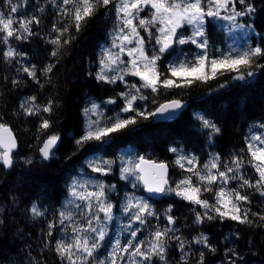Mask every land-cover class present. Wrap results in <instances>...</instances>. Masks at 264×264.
<instances>
[{
    "label": "snow or ice",
    "instance_id": "snow-or-ice-1",
    "mask_svg": "<svg viewBox=\"0 0 264 264\" xmlns=\"http://www.w3.org/2000/svg\"><path fill=\"white\" fill-rule=\"evenodd\" d=\"M113 2L114 0H51L60 20L52 24L51 32L44 38L45 43L52 46L49 56L56 58L61 48L75 40L72 35L73 28L79 33L100 9H107ZM26 3L27 0L25 5ZM0 6L8 8L7 12L0 11V46H3L0 47V56L7 63L18 62V57L26 59L27 54L19 52L12 41H27L36 35L33 25L39 26L41 17L38 14L19 15L22 5L13 3V0H0ZM147 9L151 10L150 14L142 15ZM42 11L43 7L38 9V12ZM255 11L251 0H115L118 25L111 46L101 52L100 71L96 79L108 83H116L119 80L134 92L119 93L124 104L120 112L112 117L99 113V106L94 103L90 108H85V115L91 113L97 116V119H89L85 131L75 140L76 146L84 147L92 141L108 142L115 134L132 129L141 120L167 119L170 118V113H175L183 107L182 100L172 99L159 104L154 110H148L146 106L140 108L136 102L148 99L143 94V89H150L153 94H158L161 89L186 88L196 82L207 84L227 77L218 85L223 89L230 86L232 81H246L257 71L264 72V37L260 42L254 43V46L242 45L215 55L208 52L209 40L205 31L207 18L222 19L228 21L233 28L250 31L253 30V25L241 23L240 20L251 17ZM185 25L191 26L190 35L184 34L187 31ZM153 29L158 51L153 49L149 54L141 30L152 37ZM176 44L195 45L201 52L197 53L193 60L185 59L179 64L173 60L167 66V74L160 72L161 57ZM124 55L127 60L122 58ZM55 67V63H48L43 68H38L35 64H21L18 71H22L43 88L40 77H48ZM112 72L116 74L112 75ZM126 76L138 77L140 83L128 85ZM18 83L19 81L12 80L13 85ZM107 103L115 104L116 100L110 98ZM20 108L25 116L37 117L40 120L38 132L47 133L52 127L53 122L43 115L53 112L52 99L41 104L36 95L28 96L21 101ZM198 119L202 128L208 130L209 140L214 134L220 133L221 129L215 122L203 116ZM260 127L264 129V125ZM60 140L59 134L47 135L43 139L38 149L43 160L53 158ZM17 147V139L12 129L7 124L0 123V166L4 169L14 166L13 157ZM169 151L177 153L178 150L170 147ZM24 162L32 163L31 159ZM115 163L114 160L94 157L87 167L93 173L106 176L113 171ZM174 163L187 173L175 183V187L169 185L168 165L163 161L147 160L144 156L124 161L120 167L121 178L135 176L136 181L142 183L149 193H174L176 197L203 209L202 212L195 213L196 224L219 219L264 227V209L252 210V199L248 191L259 193L264 200V131L247 137L245 147L240 153L232 155L230 160H224L219 154H215L201 164L200 158L193 154H179ZM246 165L254 170L255 176L249 178L246 175ZM94 179L93 177L83 182L74 180L69 186V195L73 199L68 203L73 205L72 210L61 209L57 213L58 218L48 223L47 237L54 236L57 225L60 226V231L66 234L65 238L56 239L53 247L61 264H169L170 241L173 240L180 252L177 264H191V257L196 255L193 251L195 245H201L211 252L216 251L203 234L194 236L191 242L181 235H176L179 229L175 227L177 218L171 214L172 205H169L163 214L167 221L166 226L161 228L157 225L147 239L139 240L138 234L141 230L133 229V225L138 223L146 226L150 223L149 218L159 219V214L147 199L129 195L122 208V214L127 217L128 224L123 225L121 230L128 231L131 239L121 244L117 238L108 256L99 259L97 250L108 235V224L117 219L113 214L114 205L109 199V193L115 189V185L109 188L102 181L93 183ZM233 182L235 187L230 186ZM205 193H211L214 202L204 198ZM30 212L34 217L45 214L35 203ZM77 216L80 218L77 219ZM251 217H256L259 223ZM69 230L70 235H67ZM237 255L230 252L228 264H237L232 258ZM196 264H206L204 251L199 252Z\"/></svg>",
    "mask_w": 264,
    "mask_h": 264
},
{
    "label": "trees",
    "instance_id": "trees-1",
    "mask_svg": "<svg viewBox=\"0 0 264 264\" xmlns=\"http://www.w3.org/2000/svg\"><path fill=\"white\" fill-rule=\"evenodd\" d=\"M251 2L256 11L243 20L253 25L255 34L252 35L250 45L254 46L264 37V0ZM13 3L22 5L19 15L38 14L41 24L33 25L36 35L29 40L12 41L19 52L27 54L26 59L18 57V62L7 63L0 56V123L7 124L18 141L13 157L14 166L10 169L0 166V264H61L53 250L55 240L62 233L60 226L57 225L53 237H47V226L50 221L58 218L62 201L69 195L71 179L88 156L101 154L117 160L120 150L131 148L139 156L166 162L170 169L169 185L175 187L176 181L187 173L175 165L176 153L170 152V147L197 156L201 164L215 154L230 160L232 155L240 153L245 147L249 126L257 125L258 130L264 131L260 127L264 125V72L257 71L248 80L232 81L230 86L223 89L218 85L227 77L207 84L196 82L186 88L161 89L158 94L143 89L148 99L138 103L140 108L146 106L152 110L171 99L182 100L183 107L170 121H154L153 118L141 120L132 129L115 134L108 142L92 141L78 148L75 140L84 132V109L88 100L118 96L117 85L96 79L102 45L118 25L115 0L107 9H100L79 33L73 28L75 40L61 48L56 58L49 56L52 46L46 44L44 39L51 32L52 24L60 20L51 0H27L26 5L25 0H13ZM41 7L44 11L38 12ZM0 11L7 12L8 8L0 6ZM185 28V34L190 35L189 27L186 25ZM205 31L214 47L224 44L223 31L218 28L214 18H207ZM141 35L145 37L148 50L158 49L155 40L147 32L141 30ZM178 45H174L172 50L161 57L160 72L167 74L169 60L172 58L178 61L187 48L194 47L187 44L179 45L180 49H177ZM48 63H55L56 67L48 77H40L43 88L18 71L21 64H35L43 68ZM13 79L19 81L18 85L12 84ZM32 95H36L41 104L49 99L54 101L53 112L50 115L43 114L53 122L47 133L38 132L40 120L25 116L20 108L21 101ZM200 116L215 122L221 129L211 140L208 130L202 128L198 119ZM51 134H59L61 140L53 158L45 161L38 149L43 139ZM27 159H31L32 163L25 164ZM245 173L249 178L255 176L254 170L248 165L245 166ZM106 177L109 183L115 185L110 194L115 200H122L120 203H125V197L129 195H145L141 183L136 179L134 182L129 178L122 179L115 166ZM230 186L235 187V182ZM248 191L252 199V210L264 209V200L259 193ZM204 198L214 202L211 193H205ZM146 199L159 214V219L149 218L150 223L146 226L137 223L135 228L141 230L139 240L147 239L157 225L161 228L166 226L163 214L172 205L171 214L177 218L175 227L179 229L176 235L191 242L194 236L203 234L216 249L211 252L201 245L193 246L196 255L191 257V264H196L200 251L205 253L206 264H228L230 252L238 254L232 257L237 264H264V227L219 219L196 224L195 213L203 209L176 197L174 193H165L160 199ZM33 203L45 213L43 216L34 217L31 214ZM251 219L259 223L256 217ZM110 238L97 251V257L99 253L106 252ZM175 245L174 240L170 241L169 264H177L179 261L180 252Z\"/></svg>",
    "mask_w": 264,
    "mask_h": 264
},
{
    "label": "rangeland",
    "instance_id": "rangeland-1",
    "mask_svg": "<svg viewBox=\"0 0 264 264\" xmlns=\"http://www.w3.org/2000/svg\"><path fill=\"white\" fill-rule=\"evenodd\" d=\"M148 10L151 11L150 9H147L144 11L145 12L144 14L142 13V15L147 16L149 14ZM214 20L217 22L218 28H220L223 31L224 44H218L216 47H214L213 43L209 41L208 52L210 54L215 55V54H219L221 51L227 52L232 48H239L242 45L243 46H249L251 44L252 35L255 34L254 30L249 31L246 29H237V28H233L228 21H224L222 19H217V18H214ZM240 22L241 23H247L243 20V18H241ZM188 27H189L190 34H191L192 28H191V26H188ZM155 35H156V33H155V30L153 29V36L151 38L154 40H155ZM114 36H115V31L112 34H109L108 39L102 45V50L104 48L111 46V43H112ZM151 49L153 50V48H151ZM177 49H180L179 45L177 46ZM152 50H148L149 54H151ZM156 51H158V49ZM199 52H201V50L196 48L195 45H194V47L192 46L191 48H187L185 50V53L181 54V56L179 57V60L176 61V63L179 64L180 61L185 60V59L193 60L195 58V55ZM122 58L127 60L126 55H124ZM169 61L170 62L173 61L172 58ZM97 69L99 72L100 71L99 61L97 63ZM111 74L115 75L116 73L112 72ZM125 79L127 80L128 85H131L133 83H137V84L140 83L138 77L126 76ZM111 84L118 86V96L117 97H104L102 99L91 98L88 100V104H87L86 108H90L91 105L94 103V104L99 106L98 112L103 114L105 117H112L115 114L119 113L120 109L123 107V104H124L123 99L119 96V93L124 92V91H133L134 92V90L130 89L129 87H126V85L124 83L120 82L119 80L116 83H111ZM110 98H114L116 100V103L115 104L107 103V101ZM140 102L142 103V101H137L136 103L138 104ZM121 115H125V114H121ZM84 119H85V126H84V131H85L89 119H93V120L97 119V116L92 115L91 113H89L88 115H85V113H84ZM258 132H260V130H258L257 125L252 124L251 126L248 127L247 137H249L251 134H256ZM177 150L178 151L176 153V157L179 154H186L182 150H179V149H177ZM138 156L139 155L131 148L122 149L118 152L117 160H114L116 163L113 165V168L115 166L116 169L120 172V167L124 161H127L129 159L135 160ZM94 157H101L103 159H110V158H107L101 154H93L91 156H88L86 158V160L84 161V164L78 169V173L72 177L70 185L72 184V182L74 180L83 182V181H87L90 178L94 177L95 179L92 181L93 183L102 181L109 188L112 186V183H109L106 176H101L97 173H93V172H91V169L87 167L88 163L90 161H92ZM110 160H113V159H110ZM120 174H121V172H120ZM129 179L131 180V182H134L136 178H135V176H131V177H129ZM179 180H177V181H179ZM113 191H114V189L111 190L110 193ZM110 193H109V199H110V202H112L114 205L113 214H114V217H116L117 219H114L113 221L109 222V224H108V235L105 237L104 241L101 242L100 248H102L105 245V243H106V241H108L109 237H111L110 242H109V245L107 247L106 252L99 253V255H98L99 259H103V258H106L108 256V253L112 250V247H113L115 241L117 240V238L120 240L121 244L126 243L127 239H131L128 231H122L121 230L123 225L128 224L127 217L122 214V208H123L125 203L124 202L120 203L122 200H120V201L117 199L115 200V198ZM134 196L137 198L146 199L145 195H134ZM72 199L73 198L70 195L65 197L62 201L61 209L65 210V211L72 210L73 205H70L68 203ZM76 218L79 219L80 217L77 216ZM136 225L137 224L133 225V229H135ZM65 235L66 234L64 232H62L59 235L58 239L59 238H65ZM67 235H70V230H69V233ZM100 248L98 250H100Z\"/></svg>",
    "mask_w": 264,
    "mask_h": 264
},
{
    "label": "water",
    "instance_id": "water-1",
    "mask_svg": "<svg viewBox=\"0 0 264 264\" xmlns=\"http://www.w3.org/2000/svg\"><path fill=\"white\" fill-rule=\"evenodd\" d=\"M172 100V99H171ZM169 101V100H167ZM166 102V101H164ZM162 102V103H164ZM161 104V103H160ZM180 110V109H179ZM179 110H177L175 113H170L169 116L170 118H167V119H158V118H153L154 121H170L172 119H174L177 115H178V112ZM14 134V133H13ZM16 137V136H15ZM17 139V138H16ZM17 144H18V141H17ZM18 148V147H17ZM17 150V149H16ZM15 150V151H16ZM147 160H151V161H155L154 159H150V158H145ZM156 162H160V161H156ZM164 162V161H163ZM166 163V162H165ZM167 164V163H166ZM168 165V164H167ZM169 166H168V176H169ZM168 178V177H167ZM142 184V183H141ZM143 185V184H142ZM144 187V186H143ZM144 194L148 197V198H151V199H160L162 197V195L160 194H154V193H149L146 191V189L144 188Z\"/></svg>",
    "mask_w": 264,
    "mask_h": 264
},
{
    "label": "bare ground",
    "instance_id": "bare-ground-1",
    "mask_svg": "<svg viewBox=\"0 0 264 264\" xmlns=\"http://www.w3.org/2000/svg\"><path fill=\"white\" fill-rule=\"evenodd\" d=\"M100 81V80H99ZM117 95V94H116ZM155 109V108H154ZM154 109H152V110H154ZM170 174V173H169ZM169 181V180H168Z\"/></svg>",
    "mask_w": 264,
    "mask_h": 264
}]
</instances>
